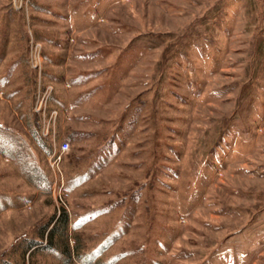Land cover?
I'll use <instances>...</instances> for the list:
<instances>
[{"label":"rangeland","instance_id":"rangeland-1","mask_svg":"<svg viewBox=\"0 0 264 264\" xmlns=\"http://www.w3.org/2000/svg\"><path fill=\"white\" fill-rule=\"evenodd\" d=\"M0 264H264V0H0Z\"/></svg>","mask_w":264,"mask_h":264},{"label":"built area","instance_id":"built-area-1","mask_svg":"<svg viewBox=\"0 0 264 264\" xmlns=\"http://www.w3.org/2000/svg\"><path fill=\"white\" fill-rule=\"evenodd\" d=\"M50 131V126L47 127V132L49 133ZM70 149V143L67 140H64L62 142H60L59 144V153H55V157H56V162H59L61 160V155L67 151H69Z\"/></svg>","mask_w":264,"mask_h":264},{"label":"trees","instance_id":"trees-1","mask_svg":"<svg viewBox=\"0 0 264 264\" xmlns=\"http://www.w3.org/2000/svg\"><path fill=\"white\" fill-rule=\"evenodd\" d=\"M61 216H62V219H67V213L64 211L63 212V214H61ZM55 227L56 226H54L50 231H49V239H50V242H52L53 241V233H54V231H55Z\"/></svg>","mask_w":264,"mask_h":264}]
</instances>
